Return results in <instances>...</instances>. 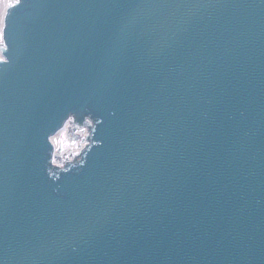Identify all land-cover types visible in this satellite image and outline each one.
Instances as JSON below:
<instances>
[{
    "label": "water",
    "instance_id": "95a60500",
    "mask_svg": "<svg viewBox=\"0 0 264 264\" xmlns=\"http://www.w3.org/2000/svg\"><path fill=\"white\" fill-rule=\"evenodd\" d=\"M10 11L0 264H264V0ZM72 111L88 145L59 169Z\"/></svg>",
    "mask_w": 264,
    "mask_h": 264
},
{
    "label": "snow or ice",
    "instance_id": "6c2138e0",
    "mask_svg": "<svg viewBox=\"0 0 264 264\" xmlns=\"http://www.w3.org/2000/svg\"><path fill=\"white\" fill-rule=\"evenodd\" d=\"M20 4L21 0H0V40H2V34L8 27V22L12 15L10 10L17 8ZM0 63H6V61H0ZM77 118L82 119V114L75 111L65 113L61 118L62 122L47 136L46 142L53 148H57L61 145L63 137L66 135L68 125L75 123ZM81 131H83V129H81Z\"/></svg>",
    "mask_w": 264,
    "mask_h": 264
},
{
    "label": "bare ground",
    "instance_id": "6f19581e",
    "mask_svg": "<svg viewBox=\"0 0 264 264\" xmlns=\"http://www.w3.org/2000/svg\"><path fill=\"white\" fill-rule=\"evenodd\" d=\"M84 146V144L81 145V147Z\"/></svg>",
    "mask_w": 264,
    "mask_h": 264
},
{
    "label": "rangeland",
    "instance_id": "374dc122",
    "mask_svg": "<svg viewBox=\"0 0 264 264\" xmlns=\"http://www.w3.org/2000/svg\"><path fill=\"white\" fill-rule=\"evenodd\" d=\"M68 147H66V149H67Z\"/></svg>",
    "mask_w": 264,
    "mask_h": 264
}]
</instances>
